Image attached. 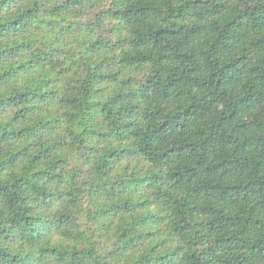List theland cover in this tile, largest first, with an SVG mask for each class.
Masks as SVG:
<instances>
[{
  "label": "clouds",
  "instance_id": "clouds-1",
  "mask_svg": "<svg viewBox=\"0 0 264 264\" xmlns=\"http://www.w3.org/2000/svg\"><path fill=\"white\" fill-rule=\"evenodd\" d=\"M0 264H264V0H0Z\"/></svg>",
  "mask_w": 264,
  "mask_h": 264
}]
</instances>
